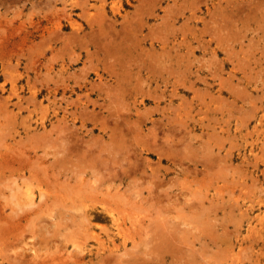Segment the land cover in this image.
<instances>
[{
	"label": "rangeland",
	"instance_id": "374dc122",
	"mask_svg": "<svg viewBox=\"0 0 264 264\" xmlns=\"http://www.w3.org/2000/svg\"><path fill=\"white\" fill-rule=\"evenodd\" d=\"M0 139V263L72 264L97 246L80 198L106 193L127 244L82 264H264V0H0Z\"/></svg>",
	"mask_w": 264,
	"mask_h": 264
},
{
	"label": "bare ground",
	"instance_id": "6f19581e",
	"mask_svg": "<svg viewBox=\"0 0 264 264\" xmlns=\"http://www.w3.org/2000/svg\"><path fill=\"white\" fill-rule=\"evenodd\" d=\"M119 30V29H118ZM119 35V34H118ZM121 35V34H120ZM123 38H125V37H123ZM127 40V39H126ZM132 44V43H131ZM103 45V44H102ZM126 50V49H125ZM118 51V50H117ZM118 53V52H117ZM114 54V53H113ZM119 55V54H118ZM146 55V54H145ZM120 56V55H119ZM114 57V56H113ZM154 59H155V57H154ZM135 60V59H134ZM143 60V59H142ZM148 61V60H147ZM131 63H132V61H131ZM133 63H135V62H133ZM160 63V62H159ZM120 64V63H119ZM143 64H144V62H143ZM142 64V65H143ZM132 66V65H131ZM160 67H161V65H160ZM137 68V67H136ZM139 69V68H138ZM151 69V68H150ZM130 71V70H129ZM142 76V75H141ZM164 77V76H163ZM144 78H146V77H144ZM114 82H116V81H114ZM148 84V83H147ZM146 84V85H147ZM140 85V84H139ZM138 86V85H137ZM139 90V89H138ZM106 91V90H105ZM109 91V90H108ZM106 95H107V93H105ZM67 113V112H66ZM70 114V113H69ZM119 114V113H118ZM81 115V114H80ZM80 115H79V117H80ZM81 118V117H80ZM83 118V117H82ZM90 118H91V116H90ZM119 118V117H118ZM136 118V117H135ZM86 119V118H85ZM92 119L93 118H91V120L90 121H92ZM107 119V118H106ZM105 119V120H106ZM102 121V120H101ZM100 121V122H101ZM108 121V120H107ZM115 121V120H114ZM105 122V121H104ZM127 122V121H126ZM117 123V122H116ZM128 123V122H127ZM82 124V123H81ZM84 126V125H83ZM134 126V125H133ZM220 126H221V124H220ZM60 127V126H59ZM85 127V126H84ZM135 127V126H134ZM86 128V127H85ZM133 128V127H132ZM138 128V127H137ZM151 128V127H150ZM124 129V128H123ZM130 130V129H129ZM134 130V129H133ZM133 130H131V131H133ZM170 130V129H169ZM87 131V130H86ZM128 131V130H127ZM130 131V132H131ZM213 131V130H212ZM148 132V131H147ZM139 133V132H138ZM153 133H156V132H153ZM34 134V133H33ZM71 134V133H70ZM145 134V133H144ZM149 134H150V132H149ZM148 134V135H149ZM3 135V134H2ZM145 136V135H144ZM147 136V135H146ZM210 136V135H209ZM146 138V137H145ZM153 138V137H152ZM155 138V137H154ZM156 139V138H155ZM171 139V138H170ZM1 140V139H0ZM79 140V139H78ZM165 140V139H164ZM172 140V139H171ZM44 141V140H43ZM90 141V140H89ZM82 142H84V141H82ZM87 142V141H86ZM156 142V141H155ZM94 143V142H93ZM70 144H71V141H70ZM90 144V143H89ZM208 144V143H207ZM72 145V144H71ZM92 145V144H91ZM155 145V144H154ZM209 145V144H208ZM211 145V144H210ZM90 146V145H89ZM89 146H88V148H89ZM94 146H96V145H94ZM209 147V146H208ZM103 148V147H102ZM65 149V148H64ZM135 149V148H134ZM154 149V148H153ZM89 150V149H88ZM92 150V149H91ZM138 150V149H137ZM154 150H156V149H154ZM219 150V149H218ZM100 151V150H99ZM72 152V151H71ZM90 152V151H89ZM88 152V153H89ZM43 153V152H42ZM87 153V154H88ZM170 153V152H169ZM175 153V152H174ZM204 153V152H203ZM44 154H46V153H44ZM134 154V153H133ZM218 154V153H217ZM220 154V153H219ZM86 155V154H85ZM113 155V154H112ZM82 156H83V154H82ZM101 156V155H100ZM9 157V156H8ZM138 157V156H137ZM142 157V156H141ZM11 158V157H10ZM66 158V157H65ZM70 158V157H69ZM90 157H88V159H89ZM111 158H113V157H111ZM140 158V157H139ZM218 158V157H217ZM216 158V159H217ZM87 159V158H86ZM90 160V159H89ZM92 160V159H91ZM94 160V159H93ZM139 160V159H138ZM223 160V159H222ZM82 161V160H81ZM104 161V160H103ZM148 161H150V160H148ZM202 161V160H201ZM217 161H221V160H219V159H217ZM224 161V160H223ZM30 162H31V160H30ZM65 162V161H64ZM84 162V161H83ZM209 162V161H208ZM88 163V162H87ZM99 163V162H98ZM101 163H102V161H101ZM139 163H141V161L139 162ZM199 163V162H198ZM227 163V162H226ZM42 164V163H41ZM85 164V163H84ZM89 164H90V162H89ZM88 164V165H89ZM118 164H120V163H118ZM147 164V163H146ZM200 164V163H199ZM211 164V163H210ZM213 164V163H212ZM220 164V163H219ZM229 164V163H228ZM264 164V163H263ZM105 165V164H104ZM150 165H152V164H150ZM149 165V166H150ZM30 166V165H29ZM44 166V165H43ZM78 166V165H77ZM98 166V165H97ZM116 166V165H115ZM203 166H204V164H203ZM216 166V165H215ZM226 166H227V164H226ZM32 167V166H31ZM85 167V166H84ZM128 167V166H127ZM140 167V166H139ZM152 167V166H151ZM23 168H24V166L23 165H21V164H19V169H22L23 170ZM30 168V167H29ZM83 168V167H82ZM98 168V167H97ZM106 168V167H105ZM118 168V166L116 167V169ZM150 168V167H149ZM209 168V167H208ZM220 168V167H219ZM230 168V167H229ZM42 169V168H41ZM55 169H57V168H55ZM67 169V168H66ZM89 169H90V167H89ZM225 169V168H224ZM226 169H227V167H226ZM83 170V169H82ZM117 170H120V169H117ZM216 170V169H215ZM42 171V170H41ZM68 171H70V170H68ZM84 171V170H83ZM100 171V170H99ZM65 172H66V170H65ZM71 172V171H70ZM90 172V171H89ZM109 172V171H108ZM115 172V171H114ZM132 172V171H131ZM207 172V171H206ZM58 173V172H57ZM80 173V172H79ZM104 173V172H103ZM122 173V172H121ZM133 173V172H132ZM219 173V172H218ZM113 174H115V173H113ZM226 174V173H225ZM23 175V174H22ZM33 175V174H32ZM66 175V174H65ZM68 175V174H67ZM102 175V174H101ZM152 175V174H151ZM209 175V174H208ZM24 176V175H23ZM28 176V175H27ZM31 176V175H30ZM105 176V175H104ZM139 176V175H138ZM155 176V175H154ZM65 177V176H64ZM102 177V176H101ZM119 178L121 177V175L120 176H118ZM26 178H29V177H26ZM107 178V177H106ZM114 178V177H113ZM138 178V177H137ZM101 179H103V177L101 178ZM115 179V178H114ZM169 179V178H168ZM109 180V179H108ZM170 180V179H169ZM133 182V181H132ZM170 182V181H169ZM101 183V182H100ZM138 183V182H137ZM153 183V182H152ZM11 184V183H10ZM21 184V183H20ZM110 184V183H109ZM156 183L154 182V185H155ZM161 184V183H160ZM165 184V183H164ZM167 184V183H166ZM165 184V185H166ZM2 185V184H1ZM90 185V184H89ZM88 185V186H89ZM127 185V184H126ZM135 185V184H134ZM162 185V184H161ZM169 185H170V183H169ZM168 185V187H170V186H172V185H170L169 186ZM102 186V185H101ZM163 186V185H162ZM110 187V186H109ZM112 187V186H111ZM117 187V186H116ZM124 187H126V186H124ZM18 188V187H17ZM93 188V187H92ZM95 188V187H94ZM166 188V187H165ZM171 188V187H170ZM10 189V188H9ZM107 189V188H106ZM124 189V188H123ZM163 189V188H162ZM166 189H168V188H166ZM90 190V189H89ZM116 190V189H115ZM227 190V189H226ZM225 190V191H226ZM10 191H11V189H10ZM69 191V190H68ZM79 191V190H78ZM91 191V190H90ZM125 191V190H124ZM30 192V191H29ZM120 192V191H119ZM128 192V191H127ZM130 192V191H129ZM140 192V191H139ZM192 192V191H191ZM194 192V191H193ZM74 193V192H73ZM151 193V192H150ZM171 193V192H170ZM199 193V192H198ZM198 193H196V194H198ZM227 193V192H226ZM11 194H14V193H11ZM19 194V193H18ZM21 194V193H20ZM194 194V193H193ZM30 195H32V194H30ZM30 195H28V199H29V203H30V200L32 199V197L30 196ZM37 195H40L41 197H44L45 198V200L49 197V195H48V193L47 192H42L41 190H39V192H38V194ZM61 195V194H60ZM200 195L201 194H199L198 195V198H197V200L200 198ZM218 195H219V193H218ZM24 196V195H23ZM133 196H134V194H133ZM151 196H152V194H151ZM192 196V195H191ZM55 197V198H54ZM54 197H51L50 199L52 200L51 201V203H53V201H57L58 200V198H60V196H58V195H55ZM152 197H154V196H152ZM152 197H151V199H152ZM156 197V196H155ZM166 197V196H165ZM3 198V197H2ZM1 198V199H2ZM53 198H54V200H53ZM162 198H164V197H162ZM20 199V198H19ZM212 199V198H211ZM42 200V199H41ZM80 200L82 201V204L81 205H84L85 206V209H84V213H83V215H84V217L88 220V222H89V225L91 224V227L89 228V227H84V229H86V232L84 233L83 231V233L85 234V239H87V238H90L93 242H96L95 244H97V246L96 247H94V249L95 248H97V249H103L104 247H109V245H108V243L111 241V243H112V248L113 247H116L117 245H116V243H115V237L117 238H119L120 240H119V243H120V245H126L127 244V242H126V239H127V237H128V234H127V232H126V229H128V228H126L125 227V224H126V217H124L125 216V214H123V211L120 209V201H121V199H118L115 195H113V196H108L106 193H102V194H94V195H88V196H86V198H80ZM182 200V199H181ZM200 200V199H199ZM223 200H225V199H223ZM48 199L45 201L46 203H47V205H48ZM189 201H191L190 199H189ZM154 202V203H153ZM152 202V206H153V208H154V210L156 209L157 210V206H158V204L156 203V200L155 201H153ZM184 201H182V203H183ZM192 202V201H191ZM220 202H221V200H220ZM264 202V201H263ZM50 203V204H51ZM74 203V202H73ZM166 203L167 204H169V203H171V201H166ZM165 203V204H166ZM186 203V202H185ZM199 203V202H198ZM197 203V204H198ZM4 204V203H3ZM14 204V203H13ZM16 204H17V202H16ZM27 205H28V203H26ZM36 204H38V203H36ZM128 204V203H127ZM188 204H189V202H188ZM187 204V205H188ZM30 205V204H29ZM28 205V206H29ZM33 205V204H32ZM40 205V204H39ZM119 205V207H117ZM174 205H175V203H174ZM190 205V204H189ZM222 205V204H221ZM181 206V205H180ZM192 206V205H191ZM198 206H200V207H202L201 206V202L199 203V205H197V207ZM204 207H205V204L203 205ZM233 206V205H232ZM16 207V206H15ZM36 207V206H35ZM69 207V206H68ZM72 207V206H71ZM140 207V206H139ZM147 207H149V205L147 206ZM163 207V206H162ZM182 207V206H181ZM228 207V206H227ZM33 208V207H32ZM74 208V207H73ZM175 208V207H174ZM177 209H179L178 207H176ZM18 209V208H17ZM28 209H30V208H28ZM165 208H163V210H164ZM172 209H173V207H172ZM194 209V208H193ZM206 209V208H205ZM228 209V208H227ZM22 210V209H21ZM20 210V211H21ZM33 210V209H32ZM50 210V209H49ZM175 210V209H174ZM206 210H208V209H206ZM131 211H133V210H131ZM173 211V210H172ZM180 211V210H179ZM194 211V210H193ZM203 211H204V209H203ZM231 211V210H230ZM128 212V211H127ZM183 212V211H182ZM181 212V213H182ZM140 213V212H139ZM187 213H188V210H187ZM200 213V212H199ZM198 213V214H199ZM16 214V213H15ZM62 214V213H61ZM154 214V213H153ZM223 214V213H222ZM25 215V214H24ZM37 215V214H36ZM54 215V214H53ZM77 215V214H76ZM124 215V216H123ZM152 215V214H151ZM174 215V214H173ZM58 216V215H57ZM78 216V215H77ZM30 217H31V215H30ZM58 217H60V216H58ZM73 217V216H72ZM135 217V216H134ZM142 217V216H141ZM151 217V216H150ZM149 217V218H150ZM174 217V216H173ZM27 219V217L26 216H23V215H18L17 217H15V218H10V220L8 221V223L5 225V227L3 226V229L4 230H2V232H3V235L4 234H6V235H8L9 237H10V235L11 236H14L13 234H15L16 233V230L21 226V220H23V219ZM35 218V217H34ZM62 218H63V215H62ZM61 218V219H62ZM143 218V217H142ZM153 218V217H152ZM195 218V217H194ZM211 218V217H210ZM40 219V218H39ZM78 219V218H77ZM83 219V218H82ZM167 219H169V218H167ZM31 220V219H30ZM30 220H29V222H30ZM35 220H37V219H35ZM64 220V219H63ZM70 220V219H69ZM143 220V219H142ZM207 220V219H206ZM208 220H210L209 219V217H208ZM212 220V219H211ZM227 220H228V218H227ZM28 221V220H27ZM31 221H33V220H31ZM65 221H66V218H65ZM101 221H106V222H108L109 223V225L111 226V230H112V234H113V236H114V238H111V240H108L107 238L104 240V239H101L99 236H98V232L96 231V228L97 227H101ZM166 221H168L169 222V220H164V222H163V220L161 221V222H156V224L154 225V227H153V231L155 232V236L157 237V226H161V225H163V224H165L167 227H169L168 226V224L166 223ZM172 221V220H171ZM171 221H170V224H171ZM175 221V220H174ZM214 221V220H213ZM213 221L211 222L212 224H213ZM61 222H63V221H61ZM67 222V221H66ZM69 222V221H68ZM71 222V221H70ZM80 222V221H79ZM149 222V221H148ZM148 222H146V223H148ZM154 222V221H153ZM175 222H177V220L175 221ZM207 221H205V223H206ZM36 223V222H35ZM180 223V222H179ZM178 223V224H179ZM216 222H214V224H215ZM222 223V222H221ZM5 224V223H4ZM46 224V223H45ZM48 224H49V222L47 223V226H48ZM64 224H65V222H64ZM68 224H70V223H68ZM72 224H74V223H72ZM80 224V223H79ZM203 224H204V222H203ZM152 225V224H151ZM25 226V225H24ZM26 226H27V224H26ZM60 226V225H59ZM58 226V227H59ZM208 226V225H207ZM210 226V225H209ZM208 226V227H209ZM212 226V225H211ZM219 226V225H218ZM225 226H226V224H225ZM150 227V226H149ZM205 227V226H204ZM145 228V227H144ZM164 228H166V227H164ZM190 228V227H189ZM212 228H213V226H212ZM50 229V228H49ZM150 229V228H149ZM156 229V230H155ZM159 229V228H158ZM167 229V228H166ZM193 229V228H192ZM214 229V228H213ZM144 230V229H143ZM152 230V229H151ZM150 230V231H151ZM164 231H165V229H163ZM170 230V229H169ZM173 230L175 231H173L172 233H174L173 234V240H174V236H175V234L177 233L176 232V230H175V227H173ZM217 230V229H216ZM216 230H215V233H217L216 232ZM221 230H222V228H221ZM194 231H196V229L194 230ZM211 231H213V230H211ZM37 232V231H36ZM51 232V231H50ZM158 232H162V231H158ZM55 233V232H54ZM171 233V232H170ZM199 233H201V232H199ZM208 233V232H207ZM210 233V232H209ZM212 233V232H211ZM226 233H228V232H226ZM22 234V233H21ZM159 234V233H158ZM198 234V233H197ZM202 234V233H201ZM205 234V233H204ZM213 234V233H212ZM219 234V233H218ZM221 234V233H220ZM225 234V233H224ZM146 234L144 233V236H145ZM162 235V234H161ZM160 235V236H161ZM206 235V234H205ZM33 236V235H32ZM147 236V235H146ZM194 236V235H193ZM208 236H210V235H208ZM219 237L220 236H222V235H218ZM37 237V236H36ZM50 237V236H49ZM48 237V238H49ZM162 237H163V240H165V242H168V240H169V237H168V235H165L164 234V236L162 235ZM211 238H212V236H210ZM217 237V236H216ZM44 238V237H43ZM47 237L45 238V239H48ZM152 238H154V237H152ZM198 238V237H197ZM201 238V237H200ZM210 238V239H211ZM21 239V238H20ZM19 239V240H20ZM209 239V238H208ZM222 239V238H221ZM221 239H219V240H221ZM224 239V238H223ZM160 240V239H159ZM158 240V241H159ZM162 240V239H161ZM214 240H216V238L214 239ZM225 240V239H224ZM21 241V240H20ZM26 241V240H25ZM47 241V240H46ZM174 241H178L176 238H175V240ZM202 241V240H201ZM201 241H199V242H201ZM204 241V240H203ZM31 242V241H30ZM62 242V241H61ZM82 242V241H81ZM142 242H143V240H142ZM141 242V243H142ZM148 242H151V241H148ZM13 243V242H12ZM20 243H22V242H20ZM32 243V242H31ZM77 243V241H75V246L77 247V246H79L80 244H76ZM130 243H132V242H130ZM144 243V242H143ZM157 243H159V242H157ZM176 243V242H175ZM203 243V242H202ZM213 243H216V242H213ZM64 244V243H63ZM62 244V245H63ZM66 244V243H65ZM133 244V243H132ZM140 244V243H139ZM148 244V243H147ZM163 244H165L164 245V248H166L167 246L169 247V242L168 243H163ZM163 244L162 243H160V245L161 246H163ZM171 244V243H170ZM185 244V243H184ZM191 245L193 244L192 242L190 243ZM24 245V244H23ZM33 245H34V243H33ZM83 248H81V249H83V250H81V252L80 253H78L77 251V253L76 252H73V251H71V252H69L67 255H68V257H69V259H71V262H73L72 264H82L81 262V260L83 259V258H88V261H92V260H94L95 259V257H94V255H95V253L93 252V248H87V247H85V245H86V242H84L83 243ZM141 245H143V244H141ZM146 244H144L143 245V247L145 246ZM150 245V244H149ZM159 245V246H160ZM179 245V244H178ZM186 245V244H185ZM204 245H205V243H204ZM214 245H216V244H214ZM19 246V245H18ZM36 246V245H35ZM49 246H50V244H49ZM61 246V245H60ZM101 246H104L103 248L101 247ZM156 246V245H155ZM158 246V245H157ZM175 246V245H174ZM183 245H181V247H182ZM195 246V245H194ZM206 246V245H205ZM204 246V247H205ZM212 246V245H211ZM218 246V245H217ZM32 247V246H31ZM45 247V246H44ZM81 247V246H80ZM79 247V248H80ZM148 247V246H147ZM152 247V246H151ZM171 247V246H170ZM187 247V246H186ZM189 247H191V246H189ZM209 246H207V248H208ZM248 247V246H247ZM9 248H11V247H9ZM53 248V247H52ZM141 248V247H140ZM145 248V247H144ZM196 248V247H195ZM198 248H200V247H198ZM57 249V248H56ZM84 249H86V250H84ZM139 249V248H138ZM146 249V248H145ZM192 249V248H191ZM197 249V248H196ZM34 250H35V252H36V254H38L40 257L42 256V254H40V253H38L37 252V250L34 248ZM121 250H123V249H121ZM202 250V249H201ZM207 250V249H206ZM218 250V249H217ZM12 252H13V250H11ZM44 251V250H43ZM43 251H40V252H42L43 253ZM83 251H86V252H83ZM138 251V250H137ZM200 251V250H199ZM54 252V251H53ZM97 252V251H96ZM123 252V251H122ZM134 252H135V250H134ZM140 252H142V251H140ZM149 252V251H148ZM151 252V251H150ZM164 252V251H163ZM202 252V251H201ZM242 252V251H241ZM48 253V252H47ZM110 253V252H109ZM118 253V252H117ZM125 253H126V251H125ZM128 253V252H127ZM175 253V252H174ZM194 253H195V251H194ZM197 253V252H196ZM209 253V252H208ZM5 254V253H4ZM100 254V253H99ZM111 254H112V252H111ZM118 254H120V253H118ZM131 254V253H130ZM139 254V253H138ZM148 254V253H147ZM150 254V253H149ZM148 254V255H149ZM154 254V253H153ZM156 255H157V252L155 253ZM186 254V253H185ZM202 254V253H201ZM201 254H199L200 256H201ZM1 255V254H0ZM20 255H22V253L21 252H13V255H10V254H5V255H2V259L3 260H5V261H7V262H12V261H16V262H20V263H24V259H22V258H20L19 256ZM32 255L34 256V254L32 253ZM142 255H145V254H142ZM171 255V254H170ZM45 256V255H44ZM99 256V255H98ZM104 256V255H103ZM114 256V255H113ZM115 256H116V254H115ZM117 256H119V255H117ZM120 256H121V254H120ZM119 256V257H120ZM126 256V255H125ZM133 256V255H132ZM176 256V255H175ZM179 256H180V253H179ZM190 256V255H189ZM195 256H197V255H195ZM203 256V255H202ZM105 257V256H104ZM103 257V258H104ZM106 257H108L107 255H106ZM130 257H131V255H130ZM134 257H135V255H134ZM138 257V256H137ZM186 257V256H185ZM204 257H206V256H204ZM115 258V260H117L116 258L117 257H114ZM122 258V257H121ZM125 258V257H124ZM124 258H122V259H124ZM129 258V257H128ZM128 258H125V259H128ZM133 258V257H132ZM131 258V259H132ZM147 258H149V257H147ZM172 258V257H171ZM174 258V257H173ZM201 258H203V257H201ZM241 258V257H240ZM243 258H244V256H243ZM42 261L40 262V264H49V263H52V261H58L59 262V264H67V263H69L68 262V260H60V258L58 259V258H56V257H53V256H51V258L50 259H47V258H45L44 259V257H42ZM64 259H65V256H64ZM112 259H113V257H112ZM124 259V260H125ZM130 259V258H129ZM135 259H138V258H135ZM182 259V258H181ZM203 259H205V258H203ZM3 260H2V263H0V264H5V261L3 262ZM133 260V259H132ZM176 260V259H175ZM210 260V259H209ZM110 261V260H109ZM128 261V260H127ZM127 261H125V262H127ZM131 261V260H130ZM130 261L128 262V264H130ZM139 261V260H138ZM143 261V260H142ZM186 261V260H185ZM190 261V260H189ZM194 261V260H193ZM205 261V260H204ZM207 261V260H206ZM255 261V260H254ZM115 262V261H114ZM118 262V261H117ZM121 262H124L123 260L121 261ZM161 262V261H160ZM173 262V261H172ZM176 262V261H175ZM213 262V261H212ZM236 262V261H235ZM26 263V262H25ZM90 263V262H89ZM103 263V262H102ZM105 263V262H104ZM108 263V262H107ZM196 263H197V261H196ZM216 263V262H215ZM229 263H231V262H229ZM10 264V263H9ZM91 264V263H90ZM106 264V263H105ZM111 264V263H110ZM123 264V263H122ZM135 264H137V263H135ZM138 264H139V262H138ZM142 264V263H141ZM198 264V263H197ZM211 264V263H210ZM213 264V263H212Z\"/></svg>",
	"mask_w": 264,
	"mask_h": 264
}]
</instances>
